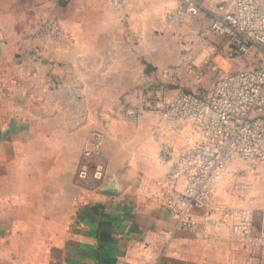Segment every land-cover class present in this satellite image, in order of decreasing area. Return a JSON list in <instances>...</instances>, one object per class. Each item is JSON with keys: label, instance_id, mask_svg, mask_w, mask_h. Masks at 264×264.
Returning <instances> with one entry per match:
<instances>
[{"label": "crops", "instance_id": "1", "mask_svg": "<svg viewBox=\"0 0 264 264\" xmlns=\"http://www.w3.org/2000/svg\"><path fill=\"white\" fill-rule=\"evenodd\" d=\"M173 5L0 0V79L14 81L0 100V264H245L235 239L223 235L205 245L199 234L176 230L159 204L157 182L170 164L159 159L169 136L159 133L158 115L148 114L132 139L137 147L129 152L141 169H128L115 183L104 178L96 190L77 180L79 161L73 170L76 146L94 126L95 98L120 106L125 97L122 108L140 103L147 84L142 54L167 55L165 45L134 44L128 24L142 35ZM46 15L61 22L65 39L43 35L39 19ZM110 113L99 112L88 138ZM229 179L217 190L239 177ZM255 208L259 219L264 200ZM137 240L156 247L145 251Z\"/></svg>", "mask_w": 264, "mask_h": 264}, {"label": "built area", "instance_id": "2", "mask_svg": "<svg viewBox=\"0 0 264 264\" xmlns=\"http://www.w3.org/2000/svg\"><path fill=\"white\" fill-rule=\"evenodd\" d=\"M108 1L119 9L125 0ZM164 19L176 30L202 20L208 31L226 42L213 45L200 66L188 56L187 71L194 89H177L170 95V85L178 87L181 70L158 68L145 73L141 102L122 108L125 119L134 123L147 113L157 114L163 125L159 133L169 136L159 151V159L170 165L157 182V200L174 216L176 230L199 234L205 245L228 235L243 248L245 264H264V209L258 219L255 207L227 204L217 193L219 184L235 174L239 179L232 182L229 192L246 198L252 190L245 178L249 171L257 177L264 175L259 170L264 167V0H174ZM40 30L56 40L67 37L61 22L53 18L42 20ZM219 58H248L255 65L224 71ZM202 66L215 71L209 85H204ZM13 83L0 79V100ZM107 127L108 121L103 120L92 131L76 171L77 180L88 182L90 190H96L106 177ZM177 137L183 138L182 145ZM136 244L145 251L156 247L141 240Z\"/></svg>", "mask_w": 264, "mask_h": 264}, {"label": "rangeland", "instance_id": "3", "mask_svg": "<svg viewBox=\"0 0 264 264\" xmlns=\"http://www.w3.org/2000/svg\"><path fill=\"white\" fill-rule=\"evenodd\" d=\"M167 7L168 6H165L161 13L160 22L155 23L154 25L145 24L142 35L134 34L135 31L130 27V24H128L127 27L129 35L131 36L133 43L136 45L142 44L144 47H150L149 44L152 43L153 46H167V55L165 58L162 57V53L159 54V58H156L157 53L154 56L153 54L155 53L149 54L148 52L142 54V58L143 60H146L144 62L145 67L146 62L150 60L154 62L156 69L171 66V68H178L181 70V77H178L177 81L178 87H173L170 85L169 94L174 95L178 92L177 89L187 91L192 90L196 87L192 80H190V75L187 71L189 63L188 56L191 55L194 59V62L198 66H200L205 53H208L213 45L224 44L226 40L224 37L218 36L212 33L211 31H208L206 23L199 19L185 24L180 30H176L174 28L169 27L164 19V11ZM45 18L52 17H49L47 15L43 18L41 17L39 19V23H41V21ZM143 19L144 18H139V20L142 21ZM155 50L156 48H154V51ZM218 63L224 71L233 69H243L245 67L255 65V63H252L251 60L248 58H235L233 60L219 58ZM201 68L204 71V85L211 84V82L215 78V71L211 67L207 68L202 66ZM179 84L181 85L180 87ZM125 99V97H122L120 106H118L115 104L114 98H95L96 114L94 118V128L98 125L100 121L99 112L101 110H109L111 112L110 121L108 122V127L106 129L107 140L104 147V155L107 159V171L105 178L108 180V182H110L111 180H113L114 183L117 182L118 179H120L121 176H124L125 172L130 168L137 170L143 167L142 162H140L138 158L136 159L134 154L131 155L129 151L137 147L136 144L132 143V139H134L138 135V133L141 132V130L144 128L143 121L145 120V117L148 114H155H145L144 119H142L139 123H134L130 120H127L125 119L122 110V105L125 102ZM92 128H90L88 130L87 135L82 138L81 143H78V146H76V152L78 151V155L76 156V162L75 166L73 167V170L77 168V163L81 157L84 143L87 140V136L92 130ZM246 168L248 170H252L249 165H247ZM259 170L264 174V167H259ZM263 176L264 175H262L261 177H257L254 173L249 171V174L245 178L246 181L251 183L252 190L247 194L246 198H238L232 195L229 190H226L225 188L217 190L218 196L220 200H222V202H225L227 204L255 207L257 206V202L260 203L264 200ZM243 179L244 178H241V180ZM223 183L227 182L224 181L221 184Z\"/></svg>", "mask_w": 264, "mask_h": 264}, {"label": "water", "instance_id": "4", "mask_svg": "<svg viewBox=\"0 0 264 264\" xmlns=\"http://www.w3.org/2000/svg\"><path fill=\"white\" fill-rule=\"evenodd\" d=\"M156 69V66L150 62H146L145 73L152 72Z\"/></svg>", "mask_w": 264, "mask_h": 264}]
</instances>
